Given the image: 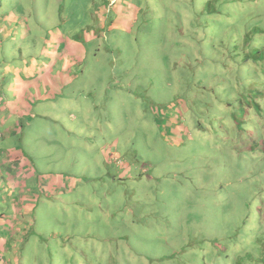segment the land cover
<instances>
[{"label":"rangeland","instance_id":"rangeland-1","mask_svg":"<svg viewBox=\"0 0 264 264\" xmlns=\"http://www.w3.org/2000/svg\"><path fill=\"white\" fill-rule=\"evenodd\" d=\"M227 1L237 11L217 17L207 0H0V27L12 26L0 75L59 79L58 93L11 113L19 133L0 138L30 166L0 187V217L26 221L6 229L7 245L19 240L0 264H172L187 245H214L222 264H264L242 220L260 207L264 167L209 117L228 110L225 74L237 73L224 68L227 39L258 40L264 0ZM16 84L9 77L6 97Z\"/></svg>","mask_w":264,"mask_h":264},{"label":"trees","instance_id":"trees-1","mask_svg":"<svg viewBox=\"0 0 264 264\" xmlns=\"http://www.w3.org/2000/svg\"><path fill=\"white\" fill-rule=\"evenodd\" d=\"M228 3L229 1L227 0H207L204 10L210 13L215 12L217 17H222L231 10L237 11L236 8L226 5ZM245 24H247L246 21L237 23L240 28H243ZM258 31V40L255 41L245 38L246 40L239 42L237 38L242 37L239 31L228 37L227 40L234 43L235 51L229 52L232 61L226 62L224 68L227 70L230 66L237 67L235 75L225 74L227 82L233 86L225 94V103H228L229 107L225 113L222 107L223 104H221L219 111L210 107L209 117H214L221 121L218 122V128L221 133L224 131L226 133L232 132L237 139L245 140L241 146H236V149L240 154L246 150L255 151V162H260V170L262 171L264 167V27H261ZM244 35L246 36V33ZM233 76L235 78H232ZM231 100H234V103H231ZM216 115L219 117H215ZM221 117L223 118L222 120L220 119ZM258 194H260V198H263L260 202V207H255L253 215L242 220L245 224V230L247 229L248 232L250 229L245 247L249 250H253L256 247L260 252H263L264 237L259 236V234H261L260 231L264 227V190L259 188ZM250 223L253 225L252 228L248 226ZM253 230L254 232H252ZM252 234L253 244H250L249 248L247 243H249V238ZM243 238L244 233L238 236L240 241L238 245L242 244ZM213 247L215 246L213 245L209 249L203 247L202 251H197L196 248L188 247L187 245L182 249L183 255L179 258L176 254L174 255L178 258V261L172 262V264H195L197 258L201 261L197 264H222L214 260L211 254ZM220 250L223 251L222 248ZM224 250L227 253L228 249L225 248ZM194 252L198 254H194ZM252 257L254 255L250 254L247 258Z\"/></svg>","mask_w":264,"mask_h":264},{"label":"crops","instance_id":"crops-1","mask_svg":"<svg viewBox=\"0 0 264 264\" xmlns=\"http://www.w3.org/2000/svg\"><path fill=\"white\" fill-rule=\"evenodd\" d=\"M8 16L9 15H6L0 18V22H2ZM12 20L16 22L17 17L15 16V19H12ZM9 28L12 29V26L10 25ZM9 28L2 29L0 27V47H2L1 37L6 39L5 37H7L6 35L9 32ZM14 37L15 35H13V38ZM67 46L68 44H65L64 46V43L63 45L60 44L59 46L58 45L52 46L53 50L51 51V54L57 55L59 53L57 52L58 50H60V52H64L65 51L64 47H67ZM68 55H70L71 57V52H69ZM63 57L65 58V56ZM71 61L73 62V58H71ZM5 73L9 75L12 73V76H8L7 78L6 76L0 75L1 79L4 80L6 77L5 80L7 81V83H3V85L0 86V93L2 94V97L5 98V103H6V110H2L0 106V138H1V141L9 137H14L16 134L19 133L17 132L18 127L22 126L21 120H19L18 123H16L14 126L7 125L8 121L10 120L9 117L11 113H13L12 115H14V117L17 118L18 116L16 115V113L19 114V113H24V112L29 111V109L27 108L33 107L36 101L38 102L39 100L43 98L52 96L54 93H58L59 91L58 90V87H59L58 80L59 79L56 78L57 75L49 76L48 73H44V74L36 73L35 74L34 72H31V71L26 72V70L22 68H17V67L14 68L10 66L7 67V69L5 70ZM9 77L16 80V83H17L16 84L17 87L14 88V91L12 93L13 97H10V98L6 97L5 95L6 85L8 84ZM29 89L31 91H34L35 89H37L39 93L37 94L30 93ZM12 102H13V106H12ZM5 144H6V140L5 142H1L0 144V187L2 185L8 186V184H11L13 182V179L16 178V175L18 176L19 174H22V172L25 169H30V166L27 164L28 163L27 159L18 158L17 155H13L10 150L2 149V147ZM5 152H10V156H7ZM7 198L9 199L11 197L8 196ZM7 198L3 197V200L6 201ZM29 205L31 204L29 203ZM13 209L15 210V208ZM26 210L28 212V209ZM22 218H24V213H22ZM6 222H10V225ZM12 222L13 224H16L14 226H17V224L26 222V221L22 220V221H19L18 223V221L15 222L14 220H11V217H0V253L4 252L5 254L7 253V251L12 250V248L16 245V243L14 242H17V240H19L18 238H13L14 242L12 243L11 241V246H10V243L9 245H7L6 243V240H7L5 236L6 229L12 227L11 226Z\"/></svg>","mask_w":264,"mask_h":264}]
</instances>
